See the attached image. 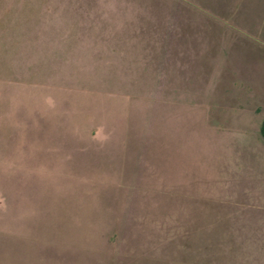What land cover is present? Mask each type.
I'll use <instances>...</instances> for the list:
<instances>
[{
    "label": "rangeland",
    "instance_id": "rangeland-1",
    "mask_svg": "<svg viewBox=\"0 0 264 264\" xmlns=\"http://www.w3.org/2000/svg\"><path fill=\"white\" fill-rule=\"evenodd\" d=\"M195 2L0 0V264H264V29Z\"/></svg>",
    "mask_w": 264,
    "mask_h": 264
},
{
    "label": "trees",
    "instance_id": "trees-1",
    "mask_svg": "<svg viewBox=\"0 0 264 264\" xmlns=\"http://www.w3.org/2000/svg\"><path fill=\"white\" fill-rule=\"evenodd\" d=\"M212 1L216 4V6H214L215 4H212V7H211L204 0H197L198 3L196 2L195 3L197 5L199 4L201 6L206 7L207 9L211 10V12L214 14H218L221 18H224V20H226L227 22L240 26L241 27L240 29L245 27L244 25L246 24V22H243V21L240 22L238 20L240 19L239 17L245 13V11L251 6V4H254L252 8L255 10V12H254V16L250 18V24L252 20L253 21L255 20L254 22H257L256 20L258 19V22H257L258 27L260 26V30L264 29V0H239V5L237 6L235 4L233 5V8L235 9L234 10L235 14L232 16V18H228L226 14L225 15L220 14L222 12L221 10H224V6L225 7L228 6L232 2V0H212ZM235 1L238 2V0H235ZM256 15H257V18H255ZM246 17L247 19H249L248 13ZM247 32L255 34L258 32V30L257 28H254V26H251L247 28ZM259 135L264 140V120L260 124Z\"/></svg>",
    "mask_w": 264,
    "mask_h": 264
},
{
    "label": "crops",
    "instance_id": "crops-1",
    "mask_svg": "<svg viewBox=\"0 0 264 264\" xmlns=\"http://www.w3.org/2000/svg\"><path fill=\"white\" fill-rule=\"evenodd\" d=\"M1 240H3V239H2L1 236H0V241H1Z\"/></svg>",
    "mask_w": 264,
    "mask_h": 264
}]
</instances>
